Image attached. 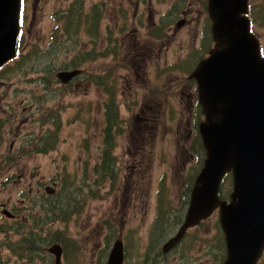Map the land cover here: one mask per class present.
Returning a JSON list of instances; mask_svg holds the SVG:
<instances>
[{
  "label": "rangeland",
  "instance_id": "obj_1",
  "mask_svg": "<svg viewBox=\"0 0 264 264\" xmlns=\"http://www.w3.org/2000/svg\"><path fill=\"white\" fill-rule=\"evenodd\" d=\"M95 1L97 0H79V10L76 0H23L20 51L17 58L0 71V119L3 120L0 121L1 141L3 140L0 159L9 158L8 162H10L4 168L0 161V205L2 206L0 208L2 217H0V264H27L18 257L21 253L18 244L23 240L22 235L27 233L26 228L30 224L29 221H32L31 217L41 212L40 196H50L44 189L48 186L57 191L61 183H63L62 187L69 192L80 189L78 204L76 205L73 196H69L67 203L69 206L67 208H75L78 211L65 220L46 222L42 229H31V232L42 235L58 232L61 238L70 241L51 242V245L60 244L65 253L64 257L75 256L73 260L80 262L79 264H93L94 261L104 258L114 241L120 237L126 242L128 255L135 257L138 247L143 251L144 242H164L174 235L180 225L178 220L182 218L181 208L184 202L189 200L194 180L202 167L205 156L200 142H192L191 139L189 142L192 145L191 153L200 155V161L196 162L188 155L189 149L186 151L185 147L180 148L178 145L175 128L179 120L177 118L179 111L186 112L185 94L189 93L186 86L191 81L187 79L190 72V69H187V63L193 65L198 63L201 57L206 55L209 43L207 42V48L197 53L196 46L199 40L197 37L200 36L198 30L202 29L203 24L199 23L197 32L194 33V30L191 31L189 27L176 29L173 25L169 26L170 22H167L166 18L163 20V23L167 25L164 53L168 55V59L160 61L163 65L161 83L149 82V85H159L162 90H165L163 95L157 94L154 97L156 100L159 97H165L162 102L163 113L157 120V135L150 149H139L138 155L135 156L139 162H129L132 163L129 164L130 168L134 166L133 171L129 174L123 172L133 176L131 179L130 176L120 179L105 177L101 179L97 170L95 172L94 163L98 158V146H101L102 108L89 104L92 106L89 114L84 108L75 110L74 105L80 101V98L67 97L65 89L58 87L54 82L55 75L64 70L62 66L71 59V54L77 56V45L67 52L66 47L72 46V41L68 42L69 39H64L66 32L63 25L57 34L55 33L54 44L48 45L50 32L53 30V33L55 26L60 25L59 22L56 23L57 19L64 21L65 17H69L70 10L73 12L79 10L88 14ZM112 1L113 5H107L105 19L102 21L103 37L109 36L111 31L117 32V28L122 24L116 17L112 18L117 10L114 7V0ZM125 2L126 0H116L117 5ZM261 10L259 21L254 23L253 31L258 36L261 46H264V4ZM70 16L67 21L71 22L65 26L72 34L69 36L71 38L76 36L75 33L80 32L82 19L77 14ZM125 22L123 24L127 27L125 31L134 30L140 36L143 35L148 24L147 22ZM88 37L86 35L84 38ZM84 38L83 41H85ZM151 46L157 49L154 42ZM160 54H163V51H160ZM170 54L173 55L170 56ZM184 56L185 62L179 66V70L167 71L165 67ZM109 62V58L104 57L102 67L108 66ZM121 62L125 63V61ZM50 69L51 74L48 75L47 71ZM106 69L108 68H102V72ZM42 70L46 71V74ZM44 75L49 76L48 81L53 84L52 90L51 86L41 79ZM149 77L152 78L151 71H149ZM53 93H56L54 98ZM77 94L75 92L73 95ZM86 104L83 106L86 107ZM122 114V118L126 117ZM50 121L54 123V127ZM52 128L54 131L51 130ZM29 133H33L34 139L25 146L24 152H19L22 157H16L14 154L22 144V139L27 138ZM133 136V142L141 141L139 124L133 127ZM14 138L18 140L12 147ZM84 140H87L85 147L82 145ZM125 142L129 144L127 139L123 141L122 138L118 141L119 144ZM186 146L189 145L186 144ZM8 148L14 151L9 153ZM116 151L118 155L120 148ZM132 151L135 152V150ZM16 159L19 160L18 163L15 162ZM136 164L142 166L139 167ZM96 177L99 179L98 183ZM134 177L139 178L141 183L134 182ZM124 183L131 184L128 186L127 193ZM86 186H89V191ZM136 186H139V189H136ZM220 188L219 193L222 196L227 191H232L231 179L227 178ZM156 190H160L161 193L159 209L164 208L168 215L166 225L161 228L164 229L160 232L162 238L154 230L155 224L149 227L155 215L154 193ZM137 191H143L146 195H143L147 202L145 209L140 206L143 211H147L146 217L141 214L142 210L132 209L133 203H137L134 198ZM64 209L66 211V206ZM4 211L9 215L4 214ZM22 220L25 221L21 223ZM216 223L220 226L218 217L214 214L196 226V228L200 227L198 235L204 238H199L196 242H182L176 253L174 252L163 262L154 260L144 264H217L215 253H213L215 252L214 243L219 242V237L214 236ZM23 225H26L25 228ZM110 228L114 231L113 237ZM193 229L189 230L190 235H194ZM221 236H223L222 233ZM35 244L37 246V242ZM132 245L135 247L133 248ZM49 246H44L43 250L45 251ZM215 247H221V243L219 242V245L216 244ZM34 249L35 246H33ZM48 255V253L46 256L40 253L34 264H52ZM28 256L30 255L26 257ZM220 258L221 255L219 260ZM258 264H264V257Z\"/></svg>",
  "mask_w": 264,
  "mask_h": 264
},
{
  "label": "water",
  "instance_id": "obj_2",
  "mask_svg": "<svg viewBox=\"0 0 264 264\" xmlns=\"http://www.w3.org/2000/svg\"><path fill=\"white\" fill-rule=\"evenodd\" d=\"M246 1L208 0L214 46L189 76L196 81L204 116L198 131L205 159L183 222L163 246L164 251L174 247L188 229L217 211L226 251L222 264H256L264 251V58L242 16ZM20 2L0 0V68L16 54ZM77 74L62 71L56 77L66 83ZM227 173L232 191L223 201L218 190ZM46 251L54 264H62L59 244ZM122 262L123 243L117 239L106 264Z\"/></svg>",
  "mask_w": 264,
  "mask_h": 264
},
{
  "label": "flooded vegetation",
  "instance_id": "obj_3",
  "mask_svg": "<svg viewBox=\"0 0 264 264\" xmlns=\"http://www.w3.org/2000/svg\"><path fill=\"white\" fill-rule=\"evenodd\" d=\"M263 4L264 0H247L246 12H244L242 16L246 17L248 20L250 33L258 39L260 51L264 56V46H261L258 36L253 31L254 23L259 21L260 14L262 13L261 8ZM107 5H113V1L97 0L90 7L88 14H86L85 11V13L79 11V17L82 19V21H80L81 30L80 32L75 33L76 36L71 37L72 42L75 40V42H73V47L77 45L78 66L75 68L70 66L75 59V56H73L74 54L72 53L70 56L71 59L65 63L66 65H64L66 66V69L62 70H78V74L76 77L72 78L66 83H61L57 78L54 79V82L58 87L65 89L67 97L77 96L80 98V101L74 105L75 110L79 111L84 108L89 114V112L92 110V106L89 104H93L94 106L102 108L103 126L100 133L101 146H98V158L97 162L94 163V166L97 168L100 166L101 162L103 161L105 151H108L107 154L110 158H112L114 169H112V172L109 175H105L104 177L106 179H120L130 176L123 174V172L129 174V172L133 171L132 169L134 166H131L130 168L129 164L132 163L129 162L138 161L135 156L138 155L139 149L148 150L151 148L150 145H152L153 139L157 135L158 117L161 113H163L162 102L164 101L163 98L165 97H159L157 100L154 97L157 94L163 95L165 90H162V87L159 85H149V82L156 84L161 83V72H163V65H161L160 61H166L168 59V55L166 56L164 53V50L166 49V45L164 44L166 35L165 28L167 25L163 23V20L167 18V22H170L168 25H173V27L176 29H184L189 27L191 31L194 30V33L197 32L199 23L203 24L202 29L198 30L200 36L197 37V40L199 39L196 46V48L198 47L197 50L207 48L208 42V53L213 48L214 43L211 34L212 22L208 14V0H126L124 4L120 5H117L116 0H114V7L117 8V10L115 11V14L112 16V18L116 17L117 21L122 22V24L117 28V32L114 31L113 33V31H111L109 36L103 37L101 28L103 23L102 21L105 19L104 16ZM22 6L23 3L21 4V13L23 11ZM242 16L240 15V17ZM86 17L89 18V28H87L86 25ZM125 21H131L132 23L147 22L148 24L143 35L140 36L134 30L125 31L127 29L126 25L123 26V24L126 23ZM91 22L96 23L94 28ZM177 24H180L181 26L178 28ZM60 28L61 25H56L54 32L52 33L53 30L50 32V42L48 45L54 44L51 42L53 35L56 33L55 31L57 29L59 30ZM19 30L21 32V14L19 20ZM86 35L89 37L85 39L84 37ZM81 37H83L85 41H83V38ZM152 42L157 45V49L153 48L154 46H151ZM195 45L196 44H194V48ZM18 46L20 48V43ZM69 50H67V52H70ZM160 51H163V54H160ZM103 53L105 54V58H109L110 60L108 63L109 65L106 67H102V60L104 59L102 56ZM172 55L173 54H170V56ZM185 59L186 57L184 56L177 61H172L173 64L170 63L169 66L165 68L169 72L177 71L179 70V66L185 62ZM121 61H125V63ZM196 65L197 62L194 65L187 63V69H190L187 79L191 81L190 83H187L186 86L189 90L188 95L185 94L187 99V103L185 105L186 112L179 111L177 117L179 120H177L175 135L178 137L177 143L180 148L185 147L186 151L189 149L188 155L194 158L197 162L200 161V155L197 156L196 154H192L190 149L192 145L189 144L190 139L192 142L198 141L200 142L202 148L198 126L203 121L204 117L201 106L199 105L197 99L196 83L193 79L189 78V75ZM102 68L108 69L102 72ZM149 71L152 73V78L149 77ZM106 81L107 83L105 85L104 83ZM47 82L49 83V81ZM49 86H51L52 90V82L49 83ZM75 92L78 94L73 95ZM180 93L184 94V92ZM110 94L112 95L111 98H109ZM55 96L56 93H53V98ZM84 104H86V107L83 106ZM169 105L171 106V104ZM107 107H109L111 115L110 117L116 118L114 127L110 129L109 133H107L104 128L106 110L108 109ZM121 114L125 115L126 117L123 116L122 118ZM50 122L54 127V123L52 121ZM135 124L140 125L142 134V139L140 142H133V127ZM51 130L54 131V128ZM122 138L123 141H125V139L129 140V144H126V142L119 144L118 141ZM17 140L18 139L15 138L12 140V147L13 144L17 142ZM2 143L3 140L1 141L0 138V149L2 147ZM86 144L87 140H84L82 145L85 147ZM186 144L189 146H186ZM118 148H120V151L117 155L116 149ZM8 149L9 153L14 151L13 149ZM132 150H135V152ZM0 161L1 164L4 165L6 158L2 157ZM136 165L140 167L141 164ZM121 168H123V170H121ZM138 170L140 169L138 168ZM97 173H100L99 169ZM132 177L133 176H130L129 178L131 179ZM134 178V182L141 183L139 178ZM126 180L129 181V179ZM124 184L127 193L128 186H131V184ZM49 188L51 189V187ZM135 188L139 189V186H136ZM143 195V191L135 192L134 198L137 203H133L132 209H134V211L142 210L140 206L145 209L147 202L146 197H144L146 195ZM154 196L155 215L149 227L154 226L155 224V227L157 226V228L161 229L166 225V222L161 224L158 220V211L161 199L160 190H156ZM1 207L2 206L0 205V208ZM160 209L165 210L164 208ZM183 209L184 208H182V210ZM76 211L78 210L74 208L73 212ZM141 214L146 217L147 211L142 210ZM182 222L183 219L180 222V225ZM110 232H113L111 228ZM187 233L188 231L185 233L184 237ZM174 235L170 236L169 238L173 237ZM184 237L174 247L166 251L163 250V246L169 238L164 242H144L145 247L143 248V251L138 247L135 257L128 255L126 242L120 237L123 243L122 264H144V262L149 263L154 260L163 262L166 260V258H170L174 252L176 253L182 244ZM132 246L133 248L135 247L134 245ZM158 248L159 251H157ZM155 251L156 253H154ZM109 252L104 256V258L94 261L93 264H106ZM64 255L65 253L62 249V264L80 263L74 262L73 258L75 256L65 258ZM48 257L52 264H54V257L50 254ZM181 258H183V256H181ZM224 259L225 251L223 260Z\"/></svg>",
  "mask_w": 264,
  "mask_h": 264
},
{
  "label": "trees",
  "instance_id": "obj_4",
  "mask_svg": "<svg viewBox=\"0 0 264 264\" xmlns=\"http://www.w3.org/2000/svg\"><path fill=\"white\" fill-rule=\"evenodd\" d=\"M77 2V6L79 8V0H76ZM80 9V8H79ZM70 15L72 14H77V16L79 17V10H74V12L72 10L69 11ZM69 15V17H71ZM69 17H65V20L64 21H60L59 19H57L56 21L60 23V25L62 26L63 25V28H64V31L66 32V35L64 36V39H69L68 42L72 41L71 38L69 36H72L71 33H69L67 31V27L65 26L68 25L69 22L71 21H67V19ZM93 17V16H92ZM86 25H87V28H89V18L86 17ZM92 23V26L93 28L96 26V23L94 22H91ZM58 30V29H57ZM57 30H56V34H57ZM54 37V35H53ZM55 42V41H54ZM52 42V43H54ZM73 42H75V40H73ZM73 42L71 43L72 46H69V47H66L67 50L71 49L73 47ZM203 50V49H202ZM202 50H197L196 52H200ZM70 51V50H69ZM103 57H105V54L103 53L102 54ZM71 67L75 68L78 66V54L77 56H75V59L73 60L72 64L70 65ZM51 67V66H50ZM62 69H66V66H62ZM51 71L48 70L47 71V74L49 75V73L51 74ZM110 71V70H109ZM42 72L44 74H46V71L42 70ZM49 76H41V79L43 81H45L46 83H48V78ZM103 77V76H102ZM107 81L104 83L106 85ZM49 84V83H48ZM111 94H110V97L111 98ZM109 105V104H108ZM108 109L106 110V115H105V125H104V128H105V131L107 133L110 132V129L112 127H114V124L116 122V118L115 117H110V111H109V107H107ZM0 121L2 122L3 120L0 119ZM33 133H29L27 134V138L25 137L23 139V142L22 144L18 147L16 153L14 154L16 157H22L19 152H24L25 151V146L28 145V143L30 141H32V139H34V136L32 135ZM0 138H1V134H0ZM19 148H20V151H19ZM40 150H43V149H40ZM44 152V151H43ZM108 151H105L104 153V158H103V161L101 162L100 166L97 168L95 167V172L96 170L98 171V169L100 170V173L98 174V176L103 179L105 175H109L111 172H112V169H114V166H113V162H112V158H110L108 156ZM9 161V158H6V162L5 164L2 166L4 168H6L10 162ZM19 160H15V162H17ZM228 178V180L230 179V175H226L222 181V183ZM96 182L98 183L99 182V179L98 177H96ZM221 183V185H222ZM62 184H60V189L56 191V193L54 195H51V196H47V195H43V196H40V202H41V206L40 209H41V212L39 213V215L37 216H32L31 217V220L32 221H29V225L27 226L26 230H27V233L26 234H23L22 235V238L23 240L21 242H19V246H18V249L21 251V253L18 254V257L22 260H24V262H27V264H34V261L35 259H38L40 253L43 254V255H47V253L43 250L44 246H49L51 245V242H69L70 240H66V239H63L59 236V233L58 232H53L52 234H47V235H42L40 233H34L33 231L31 232V229H38V228H41L46 222H56L58 220H65L67 217H69L70 215H72L74 211V208H67L69 207L67 205L68 201H69V196H73L74 197V201L76 202V205L78 204L79 200V193L78 191L80 190L79 188H77V190H72L71 192L68 191V189L62 187ZM88 187V191H89V186H86ZM222 188V187H221ZM220 188V189H221ZM230 191H227L225 193V195H220L219 193V196L221 199H226L228 194H229ZM187 203H188V200H186L184 202V205L182 208H184L182 211V218H180L179 223L182 221L183 219V216H184V211L186 209V206H187ZM65 206H66V211H65ZM181 208V209H182ZM179 213V211H178ZM167 215V212L165 210H161L159 209L158 211V220H159V223H165L168 221V218H166ZM25 220H22L21 223H23ZM26 226V225H25ZM25 226L23 225V228H25ZM216 226V231H215V234L214 236H218L219 237V242L221 243V247H215L216 244L219 245V242H215L213 247L215 249V257L217 259V264H221L222 263V260L224 258V243L222 244L223 241V236H221V230H220V227L218 226V224L216 223L215 224ZM196 228V227H195ZM200 227H197L196 229H193L194 230V235H190V232L188 231V233L186 234V236L184 237L183 241L182 242H196L199 238H204V237H200L198 235V233L200 232ZM42 229V228H41ZM39 229V230H41ZM154 230L160 235V238H162V235L160 234V232H162L164 229H159L156 227H154ZM113 234H114V231L111 232V236L113 237ZM213 236V237H214ZM37 242V246H36V243ZM33 246H35V249L33 250ZM218 252V253H216ZM24 255H23V254ZM30 255L28 256V258L26 257L27 255ZM221 255V258L219 260V256ZM263 257H264V253H263Z\"/></svg>",
  "mask_w": 264,
  "mask_h": 264
}]
</instances>
